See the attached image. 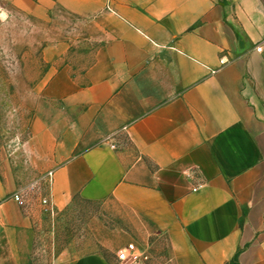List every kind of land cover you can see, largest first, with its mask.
<instances>
[{"label": "crops", "instance_id": "obj_1", "mask_svg": "<svg viewBox=\"0 0 264 264\" xmlns=\"http://www.w3.org/2000/svg\"><path fill=\"white\" fill-rule=\"evenodd\" d=\"M1 14L28 54L13 60L36 64L27 139L8 150L0 129V264L29 262L40 207L13 197L49 172L55 209L113 207L165 237L173 264H264V0H0Z\"/></svg>", "mask_w": 264, "mask_h": 264}, {"label": "rangeland", "instance_id": "obj_2", "mask_svg": "<svg viewBox=\"0 0 264 264\" xmlns=\"http://www.w3.org/2000/svg\"><path fill=\"white\" fill-rule=\"evenodd\" d=\"M9 23V24H8ZM13 17L0 15V34L10 45L0 47V129L8 150L19 148L28 137L30 111L24 91L32 80L23 74L31 64L14 45L20 41L21 30H15ZM7 27V28H6ZM6 28V29H5ZM5 35V36H4ZM4 36V37H3ZM23 66V70L20 66ZM40 207L35 223V237L27 264H73L78 258L99 253L112 256L126 250L138 264H173L171 248L165 237L138 229L123 213L108 205L91 204L75 199L66 209L45 211L39 193H30L28 208ZM115 251V252H114ZM131 262L116 261L115 264Z\"/></svg>", "mask_w": 264, "mask_h": 264}, {"label": "built area", "instance_id": "obj_3", "mask_svg": "<svg viewBox=\"0 0 264 264\" xmlns=\"http://www.w3.org/2000/svg\"><path fill=\"white\" fill-rule=\"evenodd\" d=\"M226 61L222 60V64H224ZM113 148H116V145H113ZM55 178L54 172H49L45 175H42L38 179L31 182L28 186L25 188L20 189L17 193L14 195V200L22 207L28 206V196L30 193H39L42 194L44 191H47L45 195L41 196V202L45 205L46 210L48 213H54L55 207L51 202V195L50 192L53 187ZM118 260L125 263V262H131L130 264H138V258L134 257V259H131V255L128 251L123 250L118 253Z\"/></svg>", "mask_w": 264, "mask_h": 264}]
</instances>
